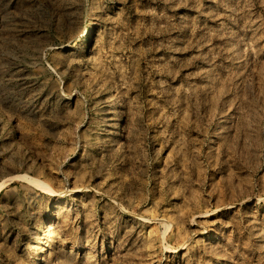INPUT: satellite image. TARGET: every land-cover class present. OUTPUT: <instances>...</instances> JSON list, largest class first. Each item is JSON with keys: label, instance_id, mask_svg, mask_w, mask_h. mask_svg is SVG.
<instances>
[{"label": "rangeland", "instance_id": "rangeland-1", "mask_svg": "<svg viewBox=\"0 0 264 264\" xmlns=\"http://www.w3.org/2000/svg\"><path fill=\"white\" fill-rule=\"evenodd\" d=\"M1 183L0 264H264V0H0Z\"/></svg>", "mask_w": 264, "mask_h": 264}, {"label": "bare ground", "instance_id": "bare-ground-1", "mask_svg": "<svg viewBox=\"0 0 264 264\" xmlns=\"http://www.w3.org/2000/svg\"><path fill=\"white\" fill-rule=\"evenodd\" d=\"M23 176H24V175H23ZM18 177H19V176H18ZM21 178H22V177H21ZM23 179H24V178H23ZM5 186H6V184L1 183V184H0V190H1L2 188H4ZM45 189H46V188H45ZM50 226H51V225H50ZM50 228H51V227H49V229H50ZM47 229H48V228H47ZM49 229H48V230H49Z\"/></svg>", "mask_w": 264, "mask_h": 264}]
</instances>
